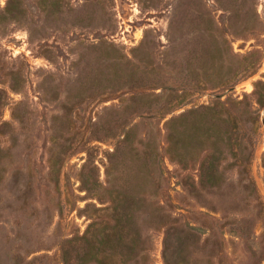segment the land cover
Listing matches in <instances>:
<instances>
[{
	"label": "rangeland",
	"instance_id": "1",
	"mask_svg": "<svg viewBox=\"0 0 264 264\" xmlns=\"http://www.w3.org/2000/svg\"><path fill=\"white\" fill-rule=\"evenodd\" d=\"M0 264H264V0H0Z\"/></svg>",
	"mask_w": 264,
	"mask_h": 264
}]
</instances>
